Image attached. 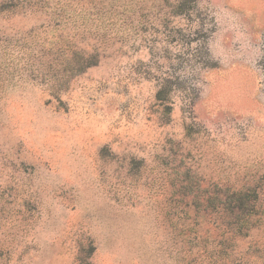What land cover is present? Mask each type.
<instances>
[{"label": "rangeland", "instance_id": "374dc122", "mask_svg": "<svg viewBox=\"0 0 264 264\" xmlns=\"http://www.w3.org/2000/svg\"><path fill=\"white\" fill-rule=\"evenodd\" d=\"M0 264H264V0H0Z\"/></svg>", "mask_w": 264, "mask_h": 264}, {"label": "trees", "instance_id": "16d2710c", "mask_svg": "<svg viewBox=\"0 0 264 264\" xmlns=\"http://www.w3.org/2000/svg\"><path fill=\"white\" fill-rule=\"evenodd\" d=\"M159 97H162V92L160 91L159 94H158ZM162 99V98H160Z\"/></svg>", "mask_w": 264, "mask_h": 264}]
</instances>
